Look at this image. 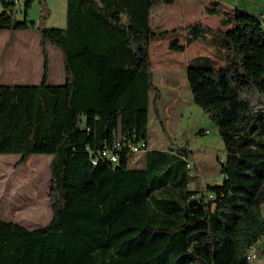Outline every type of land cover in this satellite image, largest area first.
<instances>
[{
	"label": "trees",
	"instance_id": "obj_1",
	"mask_svg": "<svg viewBox=\"0 0 264 264\" xmlns=\"http://www.w3.org/2000/svg\"><path fill=\"white\" fill-rule=\"evenodd\" d=\"M176 0H67L65 28H41L43 77L37 85L0 84V155H51L52 217L29 229L0 220V264H248L264 237V31L260 18L236 10L229 30L186 27V44L209 37L224 65L195 57L187 67L194 102L225 144L226 178L191 189L185 145L147 151L145 168L125 154L116 163L93 157L119 135L148 142L151 9ZM33 0L25 4L26 14ZM0 30L35 29L18 21L15 0H0ZM42 4L46 5L45 0ZM208 13L216 11L208 9ZM227 25L229 20L223 19ZM176 32V30H173ZM63 53L66 80L48 83V45ZM214 195L208 198L204 192Z\"/></svg>",
	"mask_w": 264,
	"mask_h": 264
},
{
	"label": "rangeland",
	"instance_id": "obj_2",
	"mask_svg": "<svg viewBox=\"0 0 264 264\" xmlns=\"http://www.w3.org/2000/svg\"><path fill=\"white\" fill-rule=\"evenodd\" d=\"M26 1L15 0L12 12L18 21H34L36 28L26 33L0 30L1 84H40L43 77L44 58L40 48L41 34L37 27L65 28L67 25V0H45V7L42 0H33L27 14ZM226 1L231 4L227 6L228 9L245 11L250 8L248 0ZM158 5L166 6L167 4ZM258 8L264 11V5L255 6L256 10ZM3 10L4 8L0 4V13ZM258 12L260 11L258 10ZM225 15L227 14L225 13ZM214 19L212 18L213 21ZM184 20L182 19V22H185ZM160 28L153 26L154 31H161ZM174 38H177L180 43L186 44V27L180 26L176 32L170 31L161 38L151 39L149 44L151 64L154 67L152 70L154 84L165 93H167L168 86L174 84L181 93L179 102L175 104V109L171 110L174 118L168 124V131H164L161 123L157 120L155 106L151 101L148 126L150 143L166 150L176 146H187L192 152V158L201 177L212 181L220 171V160L226 155L225 144L216 124L210 119L207 112L194 102L187 82V69L183 66L186 57L208 55L211 50L206 46L208 43L201 41L200 46L189 47V51H174L169 48V43ZM201 47L207 53L199 50L194 55L195 50ZM48 50L50 57L49 84L58 85L52 81L64 78L66 75L63 53L59 47L51 44L48 45ZM213 57L215 65L222 67L223 52L217 48ZM157 63L161 68L157 67ZM154 97L155 93L152 94V99ZM168 97L166 94V98ZM51 158V155L47 154L33 155L25 165L18 167L21 156L16 154L0 155V220L16 222L32 229L48 224L52 217V205L48 196L51 181ZM137 167H141V163ZM258 249L261 260L256 259L254 263L264 264V237Z\"/></svg>",
	"mask_w": 264,
	"mask_h": 264
},
{
	"label": "crops",
	"instance_id": "obj_3",
	"mask_svg": "<svg viewBox=\"0 0 264 264\" xmlns=\"http://www.w3.org/2000/svg\"><path fill=\"white\" fill-rule=\"evenodd\" d=\"M231 5L228 3L226 0H176L172 4H167L166 6H161L158 5L157 7H153L151 9V27H163L160 28L161 31H173L179 28L180 26L187 27L188 25L191 24H196V23H201L204 26L210 27L212 29L216 28H221L222 30L226 31L229 30L233 26V19L235 16V10L228 9L227 6ZM248 5L250 8H247L245 11L260 18L264 15V11H261L259 8L258 10L255 9V6L257 5H264V0H248ZM208 9H212L216 11L215 14H210L208 13ZM230 17H228L227 15ZM233 15H231V14ZM215 17V19H214ZM214 19V21L212 20ZM182 19H185V22H182ZM223 19H227L230 21L229 24L224 25L222 23ZM203 20V21H202ZM213 22V24H211ZM32 30H27V31H16L18 33H26V32H31ZM8 32V31H5ZM205 42L208 43L206 46L209 47V50H211V53L208 55H196L199 50L206 52L204 48L196 49L194 52V55L196 57L204 56V57H209L213 61H215L213 55L215 54L217 48L209 42V37L206 40H198L196 42H193L189 44L186 47L185 51H189V47H195V46H200V42ZM207 47V48H208ZM207 53V52H206ZM195 58V57H194ZM193 58L188 56L185 58L183 62V66H185V69H187L189 63L191 62ZM158 68H161L159 63ZM224 65V61L222 63V66ZM156 67V68H157ZM221 67V66H220ZM153 64H152V70H153ZM66 80V75L64 78L61 79H56L53 80V83H58L62 84ZM50 82V73H49V78H48V83ZM1 84V83H0ZM155 85V84H154ZM155 87L161 92V99L158 103V110L160 113V117L162 121L164 122L166 131H168V124H170L173 121V112H171L172 109H175V104L179 102L181 93L180 91L176 88V85L170 84L168 86L167 93L163 92L159 87L155 85ZM152 94L154 92H151V101L154 100L152 99ZM166 94L169 96L166 98ZM150 110H151V104H150ZM181 113V112H180ZM179 113V115H180ZM150 115V111H149ZM178 115V117H179ZM157 118V115H156ZM158 120V118H157ZM170 134V133H169ZM148 143H149V149L148 151H153V150H166L160 148L158 145H151L150 143V136H149V131H148ZM147 153V152H146ZM144 154L141 160V167L139 168H145L146 163H147V154ZM52 157V156H51ZM193 157V155H192ZM24 226V225H23ZM26 227V226H25ZM28 228V227H27ZM32 229V228H29ZM263 239V238H262ZM262 241V240H261ZM260 244V243H259ZM259 246V245H258ZM257 259L260 261V250L258 249V256ZM255 262V261H254ZM255 264V263H253ZM260 264V263H258Z\"/></svg>",
	"mask_w": 264,
	"mask_h": 264
},
{
	"label": "built area",
	"instance_id": "obj_4",
	"mask_svg": "<svg viewBox=\"0 0 264 264\" xmlns=\"http://www.w3.org/2000/svg\"><path fill=\"white\" fill-rule=\"evenodd\" d=\"M261 26L264 31V15L260 17ZM136 134H128V135H119L118 139L114 142L112 146H107L105 149L101 150L97 155L93 157L92 162L94 164L97 163L99 158L108 159L114 163L120 160V154L123 153L127 157V163L132 168H139L137 167L142 160L143 155L149 149V143L145 140L136 141ZM183 159L186 160L187 163V172L190 178L188 186L191 189L199 188L200 190L204 191L205 187L208 183H219L222 182L227 176L226 174L219 171V173L214 177L212 181L206 180L201 177L200 173L197 171L196 164L191 157H186L182 155ZM225 161V157L220 160V163ZM207 194L208 198H214L213 194L204 192ZM262 239L258 240L254 243L248 253H247V260L248 264H253L254 261L257 259L258 256V245Z\"/></svg>",
	"mask_w": 264,
	"mask_h": 264
}]
</instances>
